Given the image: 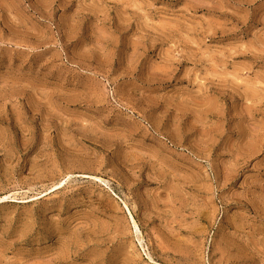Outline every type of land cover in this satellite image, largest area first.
<instances>
[{
    "label": "rangeland",
    "instance_id": "obj_1",
    "mask_svg": "<svg viewBox=\"0 0 264 264\" xmlns=\"http://www.w3.org/2000/svg\"><path fill=\"white\" fill-rule=\"evenodd\" d=\"M0 264H264V0H0Z\"/></svg>",
    "mask_w": 264,
    "mask_h": 264
},
{
    "label": "bare ground",
    "instance_id": "obj_2",
    "mask_svg": "<svg viewBox=\"0 0 264 264\" xmlns=\"http://www.w3.org/2000/svg\"><path fill=\"white\" fill-rule=\"evenodd\" d=\"M133 220H134V218H133ZM136 224V223H135ZM138 227V226H137Z\"/></svg>",
    "mask_w": 264,
    "mask_h": 264
}]
</instances>
